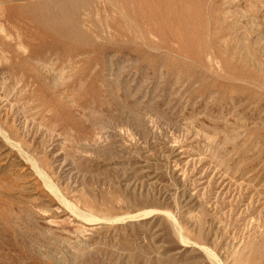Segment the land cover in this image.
<instances>
[{"label": "rangeland", "instance_id": "obj_1", "mask_svg": "<svg viewBox=\"0 0 264 264\" xmlns=\"http://www.w3.org/2000/svg\"><path fill=\"white\" fill-rule=\"evenodd\" d=\"M0 264H264V0L0 2Z\"/></svg>", "mask_w": 264, "mask_h": 264}, {"label": "bare ground", "instance_id": "obj_2", "mask_svg": "<svg viewBox=\"0 0 264 264\" xmlns=\"http://www.w3.org/2000/svg\"><path fill=\"white\" fill-rule=\"evenodd\" d=\"M5 0H0L1 3H3Z\"/></svg>", "mask_w": 264, "mask_h": 264}]
</instances>
